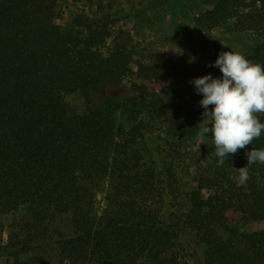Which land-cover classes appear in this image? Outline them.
I'll return each instance as SVG.
<instances>
[{
  "label": "trees",
  "instance_id": "obj_1",
  "mask_svg": "<svg viewBox=\"0 0 264 264\" xmlns=\"http://www.w3.org/2000/svg\"><path fill=\"white\" fill-rule=\"evenodd\" d=\"M63 1L0 0V215L25 214L8 234L0 226V259L40 264L42 256H21L56 246L59 264H194L180 240L190 232L201 264H264V229H242L264 221V165H247L246 186L233 180L245 153L264 148V135L222 166L212 144L195 185L182 192L175 161L203 108L181 99L198 93L177 85L162 62L136 58L131 34L112 32L105 16L76 18V33L63 31ZM209 2L197 27L247 37L245 57L264 65V0ZM71 93L83 97L81 109L67 103ZM163 123L166 180L143 162L145 138ZM62 216L67 232L53 229Z\"/></svg>",
  "mask_w": 264,
  "mask_h": 264
},
{
  "label": "rangeland",
  "instance_id": "obj_2",
  "mask_svg": "<svg viewBox=\"0 0 264 264\" xmlns=\"http://www.w3.org/2000/svg\"><path fill=\"white\" fill-rule=\"evenodd\" d=\"M209 0H98L94 3L88 0H64L61 4L60 24L65 32L76 33L78 26L76 18H98L105 16L115 34L119 29L127 31L133 37L139 60L145 62H162L175 77L177 85L185 90H195L190 80L211 74L214 78L222 76L218 67H210L219 53L223 51H237L245 53L250 49L252 41L247 37L229 36L225 33L204 32L196 24L197 18L209 7ZM110 42V39L107 43ZM194 58V59H193ZM149 88L159 87L158 84L148 83ZM67 103L74 109H81L84 105L83 97L79 94H68ZM202 94H184L181 102L185 105L199 104ZM264 122V117L263 120ZM198 124V125H197ZM195 128H199L197 123ZM166 123L155 125L153 136L145 138L146 150L143 162L147 170L160 175L165 170L167 144L165 142ZM190 134V132H187ZM211 133L200 137L198 134L188 135L187 146L184 148L185 157L182 162L175 161L179 177L180 190L188 191L195 185L194 178L200 169L207 165L209 153L213 149ZM179 140V138H176ZM215 151V148H214ZM212 153V152H211ZM210 153V154H211ZM187 156V157H186ZM161 180L166 175L161 174ZM108 183L98 194V210L103 213L106 208V192ZM171 199V198H169ZM23 212L0 215V226L8 234L12 224L24 217ZM229 224H236L238 217L233 212L228 214ZM69 218L62 216L55 221L53 229L69 231ZM246 232L264 229V221H250L242 225ZM225 234L228 232L223 230ZM180 240L187 253L186 259L194 264H201L202 247L196 244L195 237L190 232H182ZM32 256H42L40 264H59L56 246H43L21 256L29 260ZM0 264H8V259L1 258Z\"/></svg>",
  "mask_w": 264,
  "mask_h": 264
},
{
  "label": "clouds",
  "instance_id": "obj_3",
  "mask_svg": "<svg viewBox=\"0 0 264 264\" xmlns=\"http://www.w3.org/2000/svg\"><path fill=\"white\" fill-rule=\"evenodd\" d=\"M194 59V58H193ZM210 67H218L222 76L210 73L189 81L198 94L203 108V119L199 122L200 137H210L218 157L217 166L225 158L237 154L264 135V65L250 61L237 51L219 53ZM246 166L235 168L233 177L237 187L246 186L250 173L247 165H264V148H251L245 153ZM257 183L264 187L259 177Z\"/></svg>",
  "mask_w": 264,
  "mask_h": 264
}]
</instances>
